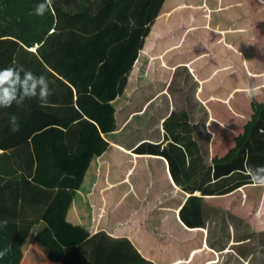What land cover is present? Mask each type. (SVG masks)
I'll list each match as a JSON object with an SVG mask.
<instances>
[{
    "label": "crops",
    "instance_id": "1",
    "mask_svg": "<svg viewBox=\"0 0 264 264\" xmlns=\"http://www.w3.org/2000/svg\"><path fill=\"white\" fill-rule=\"evenodd\" d=\"M245 2L258 12L247 15L249 20L232 21L229 12L234 8L241 13ZM174 11L186 17L183 22L195 23L166 40L162 36L168 33ZM179 18L175 17L178 23ZM228 21L240 26H227ZM261 22L259 39L255 31ZM251 28L252 37L258 36L256 47L246 36ZM145 41L126 90L110 101L116 110V127L107 136L102 133L110 146L91 158L68 218L91 233L129 236L156 264H248L264 250V185L253 183L248 174L249 168L264 166V6L258 0H165ZM208 41L220 52L217 57L212 58ZM252 54L256 59L249 65ZM248 124L253 127L249 157L244 160L249 183L224 194L212 192L209 186L219 181L213 177L215 157L222 158L233 149ZM63 136L68 144L76 142L66 130L53 138L61 141ZM145 142L158 149H174L172 144L181 147L187 165L172 169L165 156L139 152L137 148ZM225 161L217 169L224 171L236 157ZM148 206L149 215L143 217ZM113 214L117 221L112 220ZM148 216L153 225L145 228ZM226 229L231 237L223 251L221 235ZM156 230L163 240L152 242L157 247L144 248L155 236L150 232ZM51 232L44 221L36 224L26 239L30 243L23 244L21 264H46L44 256L50 257L49 264H61L64 247ZM170 239L182 244V251L159 249ZM239 243L245 244L243 251L232 248ZM36 248L44 256L34 253ZM230 250L234 256L224 254ZM198 251L202 256L196 261ZM33 254L39 255L36 263L28 257Z\"/></svg>",
    "mask_w": 264,
    "mask_h": 264
},
{
    "label": "trees",
    "instance_id": "2",
    "mask_svg": "<svg viewBox=\"0 0 264 264\" xmlns=\"http://www.w3.org/2000/svg\"><path fill=\"white\" fill-rule=\"evenodd\" d=\"M40 2L0 0V68L22 66L50 81L44 103L33 97L0 108V220L7 221L0 225V250L7 249L0 264H21L23 244L40 221L64 247L61 264H156L129 236L91 233L67 213L91 158L110 146L102 137L116 127L110 101L126 90L165 0H88L85 6L80 0H51L38 16L34 9ZM11 113L18 118L15 130L9 125ZM249 124L236 146L214 159L213 177L219 181L209 186L212 192L224 194L249 183L244 172L253 134ZM64 130L76 142L66 143L65 136L54 140ZM172 145L174 149H158L145 142L137 150L163 155L179 170L187 165L185 150ZM230 157L236 161L226 163L224 171L217 169ZM230 237L226 229L223 251ZM242 243L232 248L243 251ZM232 251L224 254L234 256ZM248 264H264V250Z\"/></svg>",
    "mask_w": 264,
    "mask_h": 264
},
{
    "label": "clouds",
    "instance_id": "3",
    "mask_svg": "<svg viewBox=\"0 0 264 264\" xmlns=\"http://www.w3.org/2000/svg\"><path fill=\"white\" fill-rule=\"evenodd\" d=\"M51 0H41L34 9L38 16H43L48 9ZM50 81L43 74H35L29 69L8 66L0 68V108H8L13 103L22 105L26 99L37 98L41 103L46 101L49 95ZM17 115H9V125L13 130L18 127ZM248 174L253 183L264 185V166L249 168ZM6 220H0V225L6 224ZM7 249L0 250V256L4 255Z\"/></svg>",
    "mask_w": 264,
    "mask_h": 264
},
{
    "label": "rangeland",
    "instance_id": "4",
    "mask_svg": "<svg viewBox=\"0 0 264 264\" xmlns=\"http://www.w3.org/2000/svg\"><path fill=\"white\" fill-rule=\"evenodd\" d=\"M80 2L85 6L86 5V3L88 2V0H80ZM90 2L91 3H96V2H98V0H90ZM226 2H230V0H226ZM249 2H250V0H249ZM258 2L261 4H263V6H264V0H258ZM244 7H245V9L244 10H242V12L240 13V11L239 12H236L235 11V9L233 8L232 9V12H229V13H231V15H230V18H231V20L232 21H236V20H238V19H240L241 18V21H246V19H248L249 20V18H248V16L247 15H254V13L255 12H258V11H256V7L255 6H253V5H250V6H248L247 4H246V2H245V5H244ZM175 13H174V16H173V18H170V21H169V24H167V26H168V33H167V35H165V36H162V37H165V39L166 40H170V35L171 34H179V35H181L183 32H185V30H186V28L189 26V25H191V24H194L195 22L194 21H191V22H183L182 20L183 19H185L186 17L185 16H182L181 14H180V12L179 11H174ZM175 17H180L179 19H180V23H178L177 22V20L175 19ZM169 18V17H168ZM195 20H196V18H195ZM216 22L215 21H213V26L215 27V28H217V24H215ZM227 26H234V27H239L240 26V24L239 23H232V22H227ZM261 26H263V24H262V22L261 23H259V25H258V30H256L255 31V34H257V35H259L260 36V33L259 32H261V31H263V29L261 28ZM253 34H254V29L253 28H251L250 29V33L248 34V35H246L247 37H249V39H248V41H252V43H251V45H254L255 47H256V45H257V38H258V36L257 35H255L256 36V38H253L252 36H253ZM199 39H202L203 38V35H198L197 36ZM196 38V37H195ZM209 38V37H208ZM211 39V38H210ZM259 39H261V36H260V38ZM203 40V39H202ZM178 41V40H177ZM185 41H187L186 43H192V40L191 39H186ZM262 40H260V42H261ZM206 45L208 46V49H209V51H210V54H212V58H214V57H217L218 56V54L220 53L219 51H217L216 50V45H214L213 43H212V41H211V44H210V42L208 41L207 43H206ZM261 47H263L261 44H260V48ZM204 49H205V47H202L201 49H200V51H199V53L200 52H203L204 51ZM252 52H254L252 49L250 50V53H252ZM257 54V53H256ZM255 54V55H256ZM255 55H251L250 56V59H249V65H252L251 64V61H253V59H256V56ZM263 59V61H264V57L262 58ZM145 61L146 60H144V61H141V64H139V67H137L136 69H140L144 64H145ZM215 61H217V58L215 59ZM138 73H140L139 71H138ZM165 97V96H164ZM215 158H217V157H215ZM156 162H159V164H162L163 165V161H160V160H155ZM136 203H138V202H136ZM148 208V213L147 214H144L143 215V217H147V215H149V209H150V207L148 206L147 207ZM137 216V215H136ZM111 218H112V220H118L117 219V216H115V214H113L112 216H111ZM147 220V222L146 223H144V225H145V228H147V227H149V226H151L152 227V225H153V222L151 221V220H149V216H148V218L146 219ZM41 222V221H40ZM140 224H141V222H140ZM45 225L51 230V228H50V226L47 224V223H45ZM145 228H144V230H145ZM178 231V230H177ZM180 232H182V231H180ZM146 234H148L149 235V230L146 232ZM155 235L153 238H151L150 240H149V243H148V245H146V246H148V247H150V248H154V246L155 247H157L156 245H154V244H152V242H157V240H158V242H161L162 240H163V236H162V233H160L159 232V230H156V232L155 231H153V232H150V235ZM41 236H44V234H41ZM54 239H56L55 237H54ZM57 240V239H56ZM31 241V240H30ZM30 241H28V240H26V242L27 243H30ZM36 241H39V240H36ZM159 247V249H162L161 247H164L166 250H168L169 252H177L176 250L177 249H179V250H181L182 251V244H178L177 243V241L176 240H174V239H170V240H168L167 241V244L166 245H159L158 246ZM185 248L187 249V246H185ZM33 250H36L34 253H36L37 251L40 253V254H43L44 252H43V250H41L40 248H36V249H33ZM190 250V245H188V251ZM201 251V250H200ZM200 251H198L197 253H196V261L198 260L197 258H200L201 256H202V254L201 253H199ZM39 255H35V257H38ZM42 256H44V254L42 255ZM29 257V259L32 257V258H34V260H35V263H36V258L34 257V254L32 255V256H28ZM44 258H45V260H46V264H49V261H50V257H45L44 256ZM37 263H38V261H37Z\"/></svg>",
    "mask_w": 264,
    "mask_h": 264
}]
</instances>
